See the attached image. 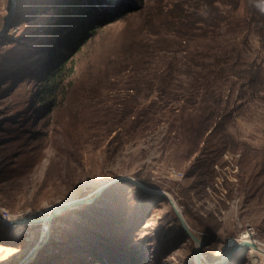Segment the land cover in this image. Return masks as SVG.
Listing matches in <instances>:
<instances>
[{
	"label": "rangeland",
	"instance_id": "374dc122",
	"mask_svg": "<svg viewBox=\"0 0 264 264\" xmlns=\"http://www.w3.org/2000/svg\"><path fill=\"white\" fill-rule=\"evenodd\" d=\"M159 1L151 0L150 4L157 5ZM164 1L192 7L196 0ZM16 3L17 0H0V19H6L3 26L0 24V52L5 56L3 64L7 70L10 62L21 56L22 47L30 43L24 40L31 35L26 31L32 25H42L49 13L45 10L33 18L19 16ZM147 8L100 30L103 32L98 38L101 43L93 40L82 51L75 87L54 107L50 100L42 113L29 114L32 110H27V117L17 118L18 132L29 124L30 130H37V139L25 141L19 146L20 151L12 148L13 158L4 160L11 168H21L25 159L26 168L20 178L0 180V208L18 216L11 224L0 215L1 228L11 230L8 236L0 229V264L35 261L37 255L30 260L24 258L48 228L47 222L37 221L46 216L47 209L92 195L122 176L135 178L136 184L126 182L135 189L154 195H158L157 191L167 192L174 198L192 233L203 242L202 258L197 262L196 243L186 232L184 240L178 236L180 221L170 202L166 199L158 202L153 197L140 204L151 211L148 222L142 226V238L170 228L181 240L168 245L166 252H162V260L156 261L149 255L148 264H264V254L237 247L242 240H252L264 248V93L258 98L246 93L237 104L235 121L228 129L236 141L235 149L218 155L212 149L198 156L202 142L193 146L188 142L195 133L189 120L197 111L190 104L186 110V102L182 100L170 103L168 96L159 94L158 88L150 91L147 85H154L150 79H154L158 69L134 77L130 82L125 80L127 76L121 77L132 88L121 80L115 83L104 76L107 69L115 66L110 60L123 61L129 55L127 50L137 39ZM13 19L17 21L15 25ZM11 77L0 80L3 90L0 121L10 116L7 109L23 89L11 84ZM117 130L123 134L120 143L112 141ZM16 139L18 136L12 138ZM1 147L3 151L4 146ZM25 151L32 156L28 157ZM197 156L199 159H195ZM3 157L0 155V160ZM205 160L212 164L201 166ZM155 185L164 190L152 188ZM125 191L128 195L135 192L130 188ZM114 198L111 192L102 203H110ZM244 233H249L250 238L242 239ZM235 235L239 237L233 242ZM23 239L25 246L20 243ZM50 239L51 230L38 253ZM115 256L118 259L119 254Z\"/></svg>",
	"mask_w": 264,
	"mask_h": 264
},
{
	"label": "trees",
	"instance_id": "16d2710c",
	"mask_svg": "<svg viewBox=\"0 0 264 264\" xmlns=\"http://www.w3.org/2000/svg\"><path fill=\"white\" fill-rule=\"evenodd\" d=\"M145 1L17 0L16 15L33 18L45 10L49 13L42 25H32L26 31L31 35L24 40L31 45L22 47L21 56L10 62L8 70L0 52V80L12 75L11 84L23 88L7 109L10 116L0 121V155L4 156L0 160L1 181L25 175V159L21 168L8 165L7 160L14 155L10 150L20 151L25 141L37 139V130H30L29 124L18 132L17 118L27 117V110H32L29 114L42 113L50 100L54 107L75 87L82 51L93 40L100 42V30L127 20L147 6L137 39L127 50L129 55L123 61L110 60L115 66L107 69L104 76L115 83L124 82L122 78L127 76L125 80L130 82L158 69L150 79L154 85H147L150 91L158 88L170 103L182 100L186 110L190 104L197 111L189 120L195 133L188 142L189 146L202 142L198 156L212 149L218 155L236 148L228 129L235 121L237 104L246 93L254 98L264 93V0H196L192 7L164 0L157 5H151L149 0L145 5ZM5 21L0 19L1 26ZM12 22L15 25L17 21ZM127 82L124 83L130 87ZM114 132L112 141L120 143L122 132ZM14 136H18L17 142L12 140ZM27 155L32 156L29 152ZM209 164L211 161L205 160L201 166ZM126 182L110 186L98 201L74 207L55 218L50 243L39 251L35 261L26 264H148L149 255L162 260V252L171 243H180L185 231L179 224L181 239L170 228L142 238V226L151 211L140 204L153 197L158 202L165 198ZM129 188L135 191L131 195L125 191ZM152 188L164 190L157 185ZM111 192L115 198L105 202L104 207L102 201ZM0 229L10 236L11 230ZM20 243L25 246L26 241ZM116 253L118 259L114 258Z\"/></svg>",
	"mask_w": 264,
	"mask_h": 264
},
{
	"label": "water",
	"instance_id": "95a60500",
	"mask_svg": "<svg viewBox=\"0 0 264 264\" xmlns=\"http://www.w3.org/2000/svg\"><path fill=\"white\" fill-rule=\"evenodd\" d=\"M13 6V5H12ZM121 181H128L131 183L136 184V179L133 177H117L111 181H109L108 183H106L104 186L98 188L97 190L94 191V193L92 195L86 196V197H82L79 199H73L71 201H68L64 204L59 205L58 207H54L53 210L51 208L46 210V216H44L43 218H38L37 221H43V222H47L48 223V228L46 229V232L42 235L40 241L32 248L31 252H29V254L24 258L26 260H30L32 257H34L35 255H37L38 250L41 246H43V244H45L47 242V240L49 239V234H50V226L52 225V219L56 216H59V214H61L62 212H65L69 209H72L78 205L81 204L82 205H86V204H90L92 203L97 197H99L101 194H103L106 189H108L110 186H112L113 184H116L118 182ZM159 192L158 194H161L166 200H168L172 206V208L174 209L175 213L177 214V217L180 221V224L183 228V230L187 233V235L196 243L197 249H196V261L200 262V259L202 258V246H203V242L200 240V238H198L196 235H194L191 231L190 226L188 225L184 215L182 214V212L180 211V209L178 208L174 198L168 196L167 192ZM52 211V212H51ZM49 213V215H48ZM18 217V216H17ZM21 220H27L26 218H21ZM20 220V221H21ZM23 222V221H22ZM11 224H13L14 222H10ZM237 235H235L232 239L233 242L238 240ZM238 245H242V247L244 248H250L251 245H253L256 248H260V246L258 244H256L255 242H253L252 244L250 243H245V242H241ZM25 261V260H24ZM24 263V262H23ZM22 263V264H23ZM21 264V263H20Z\"/></svg>",
	"mask_w": 264,
	"mask_h": 264
},
{
	"label": "bare ground",
	"instance_id": "6f19581e",
	"mask_svg": "<svg viewBox=\"0 0 264 264\" xmlns=\"http://www.w3.org/2000/svg\"><path fill=\"white\" fill-rule=\"evenodd\" d=\"M16 221V220H15ZM15 221H12V222H15ZM246 238H250V234L249 233H244L243 235H242V239H246ZM241 242H245V243H253L254 241H252V240H242ZM240 242V243H241ZM242 245H237V247L239 248V247H241ZM260 246V245H259ZM251 249H253V250H255V251H257V252H260V253H262V254H264V248H262L261 246H260V248L261 249H259V248H256V247H254L253 245H251V247H250Z\"/></svg>",
	"mask_w": 264,
	"mask_h": 264
},
{
	"label": "built area",
	"instance_id": "2783aa9c",
	"mask_svg": "<svg viewBox=\"0 0 264 264\" xmlns=\"http://www.w3.org/2000/svg\"><path fill=\"white\" fill-rule=\"evenodd\" d=\"M0 215L3 221L7 220L8 222H11L14 217H17L16 215L11 214L10 212H8L6 209L3 208H0Z\"/></svg>",
	"mask_w": 264,
	"mask_h": 264
}]
</instances>
